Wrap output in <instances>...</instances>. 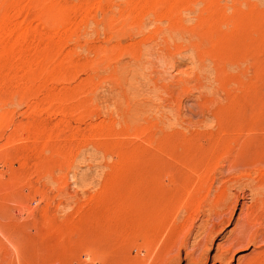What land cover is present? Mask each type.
<instances>
[{"label":"rangeland","instance_id":"rangeland-1","mask_svg":"<svg viewBox=\"0 0 264 264\" xmlns=\"http://www.w3.org/2000/svg\"><path fill=\"white\" fill-rule=\"evenodd\" d=\"M263 235L264 0H0V264Z\"/></svg>","mask_w":264,"mask_h":264},{"label":"bare ground","instance_id":"bare-ground-1","mask_svg":"<svg viewBox=\"0 0 264 264\" xmlns=\"http://www.w3.org/2000/svg\"><path fill=\"white\" fill-rule=\"evenodd\" d=\"M247 221V220H246ZM252 221V219L251 218H249L248 219V226H250L251 225V222ZM247 224V223H246ZM247 226V225H246ZM21 227V226H20ZM251 227V226H250ZM245 233H247L245 230L244 231H242L241 233H240V235L238 236V237H235L234 238V240H232V242L229 244V246H227V248H224V249H220L219 250V252L216 254V257H215V259H219V260H221V259H223L224 258V254L225 253H229V252H231V251H233L234 249H238V248H240V247H242L243 246V241H242V237L245 235ZM262 236V235H261ZM260 236V237H261ZM264 236V235H263ZM6 238V237H5ZM256 238H257V236H256ZM256 244V240H254V239H249L248 240V242H247V244ZM15 244V243H14ZM198 245V244H197ZM169 247H172V245H169V246H167V248L168 249H166L165 251L166 252H163V253H165V257L167 256H169L171 253H173V250L175 249V247H172V248H170V250H169ZM166 248V247H165ZM196 250V249H195ZM195 250L194 251H192V252H190V253H187V255H186V259H187V262H188V264H199L200 263V261H201V259H195L194 258V254H195ZM178 252V251H177ZM179 253V252H178ZM252 256V255H251ZM253 256L254 257H258V258H254V259H252V260H250V261H248L246 264H261V263H263L264 262V251H261V252H259V253H257V254H253ZM164 257V256H163ZM166 257V259L164 258V260H162V264H171V259H169V258H167ZM200 258V257H199ZM159 264V263H158Z\"/></svg>","mask_w":264,"mask_h":264}]
</instances>
